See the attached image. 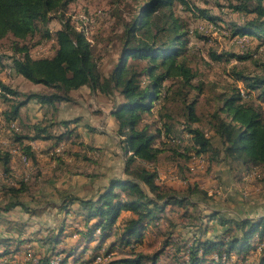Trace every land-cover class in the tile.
Here are the masks:
<instances>
[{"label": "trees", "instance_id": "obj_1", "mask_svg": "<svg viewBox=\"0 0 264 264\" xmlns=\"http://www.w3.org/2000/svg\"><path fill=\"white\" fill-rule=\"evenodd\" d=\"M74 1L0 0V40L8 36L15 40L14 55L0 53V68L8 67L11 74L22 76L32 84L45 88V91L23 94L0 82V96L9 105L3 116L9 127L16 132L19 129L17 123L22 117L21 111L31 101H36L41 107L51 106L56 111L58 104L72 100V92L85 87L106 98H120L121 102L116 103L110 113L118 122L122 151L126 155V177L111 178L95 196L82 198L65 194L57 208L65 212L66 221L71 217V222L66 224L63 219V224L49 229L47 237L41 239V246L46 247V250L43 249L46 252L43 255L41 253L42 256L38 259L29 254L27 260L35 264H65L75 258L76 249L69 252L65 249L58 251V247L69 237L66 233L71 234V238H79L78 243L82 245L77 250L82 249L84 255L91 244H98L95 248L99 252L111 236L121 232L124 243L134 250L139 247L149 224L163 222L170 212L176 211L183 217L200 221L197 225L190 223L184 226L187 231L197 229L188 244L185 242L184 246L181 245L183 251L188 252L185 264H205L208 260L224 264L234 256L242 258L240 260L243 264H264V257L257 263H248L255 250L264 252V218H231L219 209L212 210L205 217L198 212L209 210L207 205L212 197L206 191L196 184H188L186 193H183L182 190L160 183L158 174V163L162 158L186 162L189 153L195 152L196 157L209 156L210 166L221 164L227 168V172L237 173L240 179L245 174L254 175L255 170H261L260 179L262 178L264 185L263 108L255 103H243L245 95L236 87L230 95L224 96L223 112L228 119L223 118L220 111L212 116L215 137H208L203 129L190 126L188 132L191 139L182 152L168 145L157 144L162 135L170 137L174 131L172 125L163 123V117L153 122L155 127L162 124L164 131H153V122L150 125L144 124L146 118L155 114L156 105L157 113H164L163 109L170 100L172 90L175 91V86H178L175 91L177 94H181L182 88L186 86L197 88L191 85L196 73L189 65L187 56L188 24L176 15L174 5L179 3L185 10L200 17L208 15L204 10L195 9L188 0H140L137 16L122 24V33L118 38L121 42L119 58L110 72L105 74L94 45L87 39L85 31L77 29L71 19L65 17L69 5ZM231 8L244 16H256L235 29L233 35L256 39L264 45V0H236ZM57 13H60L62 27L56 33L53 52L49 56L36 58L26 42L38 34H42V41L49 40L50 32L47 28L52 21V14ZM39 44L41 41L37 43ZM211 56L214 60L222 59L216 53ZM235 57L240 61L249 58ZM234 76L249 91H258V100L264 102V74H247L234 69ZM168 81L170 86L165 85ZM20 97L24 99L21 101ZM161 102H164V107L159 109ZM196 102L193 100L188 106L190 124L198 122L195 116ZM62 125L65 129L69 127L67 122ZM33 130V134H16L14 141L22 146V156L26 159L24 163L35 167L39 154L31 142L55 139L59 144L65 135L54 136L50 125L43 122L33 125ZM173 143H176L175 139ZM10 151L0 145V168L4 175L14 172L13 155ZM152 165L157 166L156 169L149 167ZM9 178L16 185L7 187L4 179L0 182L1 186L3 184L0 188L3 196L0 201V226L3 216L17 210L23 211V216L31 215L27 214L31 213L29 202L22 199L29 196L32 183L26 178L18 179L12 175ZM196 196L200 197L196 200L201 202H194L193 198ZM202 203L206 205H203L204 210L201 209ZM74 206L77 209H73ZM191 208L197 210L195 214L189 212ZM20 219L22 221L23 217ZM205 219L219 222V226L223 228L222 233L206 237L208 227L203 225ZM21 227L16 231L18 236L23 232ZM257 241L260 243H256ZM26 242L18 240L17 250L19 245L21 248ZM9 243L7 240V249L0 255V260L14 253L9 251ZM179 249L176 246L175 250ZM63 252L66 257L57 261L56 256ZM98 252L81 264H104L106 258ZM133 253L128 258L109 264H145L149 260L144 254ZM98 258H101L99 263ZM155 258L156 256L151 259L152 264H155Z\"/></svg>", "mask_w": 264, "mask_h": 264}, {"label": "rangeland", "instance_id": "obj_2", "mask_svg": "<svg viewBox=\"0 0 264 264\" xmlns=\"http://www.w3.org/2000/svg\"><path fill=\"white\" fill-rule=\"evenodd\" d=\"M188 1L195 9L204 10L208 15V17H200L185 10L179 3L174 5L176 15L188 24L187 56L189 65L196 73L191 85L197 88L186 86L182 88L181 94H177L175 91L178 86H175V91L172 90L170 100L163 109L164 113H157L156 105L155 114L146 118L144 123L150 125L163 117L165 119L163 123L172 125L174 131L170 137L162 135L157 144L168 145L181 152L191 139L188 132L190 126L203 129L208 137H215L211 124L212 116L220 111L219 114L228 119L227 114L223 112L224 96L230 95L236 87L245 95L243 103H255L264 110V102L258 100V91H249L245 88V84L234 76V69L247 74H264V45L261 41L233 35L235 29L240 28L245 21L256 17L255 14L244 16L233 11L231 4H235L236 0ZM140 2V0H75L69 5L65 17L70 18L77 29L85 31L87 39L94 45L103 73H109L119 58L121 42L118 38L122 33V24L137 16ZM59 16L60 13L52 14V21L47 28L50 32L49 40L42 41V34H38L26 42L31 47L34 57L40 58L52 54L56 33L62 27ZM14 41L12 36L0 40V53L14 55ZM40 41L41 44L37 45ZM213 53L222 56V59H212ZM235 56L249 58L240 61ZM130 63L133 62L130 60ZM0 82L23 94L45 91V88L32 84L22 76L11 74L8 68L7 71H0ZM165 85L170 86V81ZM71 97L70 102L58 104L56 111H53L54 108L51 106L41 107L36 101L29 102L28 108H23L21 111L22 119L17 123L19 131L15 132L4 119L3 112L9 109V105L0 96V145L3 149L11 150L13 155L14 172L11 175L18 179L26 178L32 183L31 190L28 191L29 196L22 199L29 202L31 213L27 214L31 215L23 216L24 212L17 210L15 213L3 216L4 220L0 226V255L7 249V240L10 242L9 251L14 253L1 258L0 264H35L27 260V256L31 254L34 259L40 258L46 252L44 251L46 247L41 246L43 244L41 239L47 237L49 229L60 226L66 221L65 212L57 208L65 194H74L82 198L95 196L111 178L126 177L124 173L126 155L122 151V138L118 134V122L110 113L121 99L106 98L92 93L86 87L72 92ZM23 99L20 97L21 101ZM193 100L197 101L195 116L198 122L190 124L187 112ZM162 107L164 102L158 106L159 109ZM41 122L50 125L54 136H65L59 144L55 139L31 142L32 147L39 154L38 164L32 167L31 164L24 163L22 146L14 140L16 134H33V125ZM63 122L69 123L68 129L63 127ZM152 125L153 131L157 129L164 131L162 124L155 127L153 122ZM173 139L176 140L175 144ZM189 155L186 162L162 158L159 165L157 164L159 182L182 190L183 193H186L188 184H196L201 190L206 191L208 196L212 197L207 205L209 210L198 212L203 213L205 217H208L212 210L219 209L229 214L231 218L237 216L264 218V185L262 178L260 179L261 170H255L254 175L251 172L245 174L240 179L237 173L227 172V168L221 164L215 163L210 166L207 155L196 157L195 152H190ZM149 167L153 169L157 166ZM11 175H4V171L0 168V182L5 180L7 187L14 184L9 178ZM2 187L3 184L1 186L0 183V188ZM196 198L200 197L193 198L194 202L200 201ZM2 200L3 196L0 193V201ZM203 205L205 204H201L202 210L205 209ZM73 209H77V206ZM196 211L195 208L189 209L193 214ZM179 213L172 211L163 222L156 221L149 224L145 228L139 247H135L134 250L124 243L121 232L111 236L99 252L95 248L98 244H91L85 255L82 249L77 250L82 245L78 243L79 238L72 237L73 240L71 234L66 233L69 237L58 247V251L65 249L69 252L71 249H76L75 258L65 264H81L83 260L96 255L97 252L106 258L103 263L109 264L134 255V251L148 257L149 260L145 264H152L151 259L155 256V264H185L188 260V252H184L181 245L185 242L188 244L197 229L187 231L184 226L190 223L197 225L200 221L188 216L183 217ZM20 217H23L22 221ZM69 219L71 217L66 224L71 222ZM204 221V227H208L206 237H214L222 233L223 228L219 226V222H210L208 219ZM20 227L23 232L18 236L16 231ZM198 237L201 238V235ZM18 240L27 241L21 248L19 245V250H17ZM176 246L180 248L179 251L175 250ZM64 253L56 256L57 261L66 257ZM263 253L262 250H255L250 255L248 263L259 262L264 257ZM69 254L71 255V252ZM240 259L242 258L234 256L224 264H243ZM205 264L217 263L208 260Z\"/></svg>", "mask_w": 264, "mask_h": 264}, {"label": "crops", "instance_id": "obj_3", "mask_svg": "<svg viewBox=\"0 0 264 264\" xmlns=\"http://www.w3.org/2000/svg\"><path fill=\"white\" fill-rule=\"evenodd\" d=\"M7 68L8 67H4V68H0V71H7ZM9 69V68H8ZM10 70V69H9ZM10 73H11V70H10ZM17 76V75H16ZM30 104V103H29ZM28 104V105H29ZM28 108V106L26 107V109ZM21 119H22V117H21ZM159 171H160V168H159ZM127 216H129L128 214H126ZM74 240V239H73Z\"/></svg>", "mask_w": 264, "mask_h": 264}, {"label": "built area", "instance_id": "obj_4", "mask_svg": "<svg viewBox=\"0 0 264 264\" xmlns=\"http://www.w3.org/2000/svg\"><path fill=\"white\" fill-rule=\"evenodd\" d=\"M23 161L25 162L26 161V159L23 157ZM97 262L99 263V262H101V258H98L97 259Z\"/></svg>", "mask_w": 264, "mask_h": 264}, {"label": "bare ground", "instance_id": "obj_5", "mask_svg": "<svg viewBox=\"0 0 264 264\" xmlns=\"http://www.w3.org/2000/svg\"><path fill=\"white\" fill-rule=\"evenodd\" d=\"M242 95H244V93H242Z\"/></svg>", "mask_w": 264, "mask_h": 264}]
</instances>
